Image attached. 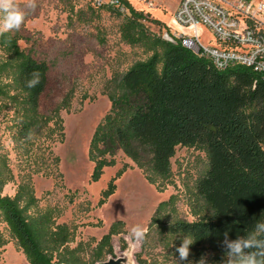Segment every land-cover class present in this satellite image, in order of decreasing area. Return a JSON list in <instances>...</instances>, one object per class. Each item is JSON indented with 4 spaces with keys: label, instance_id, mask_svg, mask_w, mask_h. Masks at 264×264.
Returning <instances> with one entry per match:
<instances>
[{
    "label": "trees",
    "instance_id": "16d2710c",
    "mask_svg": "<svg viewBox=\"0 0 264 264\" xmlns=\"http://www.w3.org/2000/svg\"><path fill=\"white\" fill-rule=\"evenodd\" d=\"M125 6L128 12L122 15L121 38L152 53L114 76L105 87L109 109L89 141V181L97 182L103 170L115 166L116 156L122 154L148 184L161 190L170 182V160L176 147L203 152L207 168L194 184L195 220L167 225L172 237L171 261L167 264H199L202 257L204 264H228V243L247 238L257 223L264 222V82L244 66L213 69L179 40L163 39V28L171 34L158 21L150 20L160 34H150L141 22L144 15L127 2ZM19 39L10 31L0 34V109L11 111L13 140L29 152L41 138V144L47 140L62 142L60 112L69 111L73 91L69 90L48 115L42 114L40 99L48 68L30 51L21 49ZM33 73L39 74V83L28 87ZM48 154L53 175L61 180L59 160L51 152ZM127 168L123 165L107 182L96 207L114 194L115 181ZM13 179L0 160L1 220L27 263L74 264L60 260L72 234L65 225L53 222L51 211L37 209L30 174L19 178L12 196L1 195L3 187ZM166 204L158 205L151 222ZM119 226L123 223L111 224L100 239L97 261L104 254H112L110 239L121 232ZM185 237L194 243L189 245L188 260L179 261L176 248ZM6 242L0 233V250Z\"/></svg>",
    "mask_w": 264,
    "mask_h": 264
},
{
    "label": "rangeland",
    "instance_id": "374dc122",
    "mask_svg": "<svg viewBox=\"0 0 264 264\" xmlns=\"http://www.w3.org/2000/svg\"><path fill=\"white\" fill-rule=\"evenodd\" d=\"M129 1L135 11L144 15L141 22L150 34H160L158 26L150 20L161 23L170 34L188 31L172 16L179 0H152L151 8ZM17 3L24 8V0ZM36 3L35 12L25 9L27 15L21 29L10 32L20 38L21 49L30 51L34 59L47 65L40 111L48 115L69 90L73 91V98L69 111L60 112L62 142L47 140L41 144V138L29 152L13 140L11 111L0 109V160L14 178L3 187L1 195L12 196L19 178L31 175L37 209L51 211L53 222L65 225L72 234L67 248L60 253L62 261L98 264L120 258L123 264H167L171 261L172 243L167 225L195 220L192 216L194 184L207 168L205 154L193 148L176 147L170 160V182L161 190L148 184L140 170L122 154L116 156L115 166L105 168L100 179L91 183L92 164L87 159V149L96 125L109 109L105 87L114 76L134 62L146 59L152 51L140 44L126 43L120 34L123 16L94 10L89 0H36ZM197 32L201 42L213 39L203 26ZM164 33L163 28L161 34ZM48 152L59 160L57 169L61 180L53 175ZM123 165L128 168L115 181L114 194L104 205L96 207L100 191ZM37 169L40 172L33 173ZM163 202L167 204L151 222ZM116 222H122L123 226L110 239L112 254H104L97 261V245ZM136 225L146 229L139 241L130 235ZM0 233L7 241L0 250V264H28L1 216Z\"/></svg>",
    "mask_w": 264,
    "mask_h": 264
},
{
    "label": "built area",
    "instance_id": "2783aa9c",
    "mask_svg": "<svg viewBox=\"0 0 264 264\" xmlns=\"http://www.w3.org/2000/svg\"><path fill=\"white\" fill-rule=\"evenodd\" d=\"M146 8L152 0H134ZM129 0H89L94 10L125 15ZM175 22L188 31L167 33L162 38L181 45L207 60L217 71L244 66L264 82V0H180L173 12ZM205 27L216 45L201 42L197 29Z\"/></svg>",
    "mask_w": 264,
    "mask_h": 264
},
{
    "label": "clouds",
    "instance_id": "9594fccd",
    "mask_svg": "<svg viewBox=\"0 0 264 264\" xmlns=\"http://www.w3.org/2000/svg\"><path fill=\"white\" fill-rule=\"evenodd\" d=\"M36 8V0H24L23 9L17 0H0V34L13 30L19 31L26 19L25 9L35 12ZM32 76L33 78L27 81L28 87H35L39 83V74L33 73ZM145 234L146 229L140 225H136L130 230V235L138 241L142 240ZM261 236H264V222L257 223L247 238H238L236 241L228 243L229 251L226 253L229 257L228 264H264V239H260ZM192 243H194L192 239L185 237L182 244L176 248L179 253V261L188 260L189 245ZM189 264L192 262L189 261ZM199 264H204L203 257Z\"/></svg>",
    "mask_w": 264,
    "mask_h": 264
},
{
    "label": "water",
    "instance_id": "95a60500",
    "mask_svg": "<svg viewBox=\"0 0 264 264\" xmlns=\"http://www.w3.org/2000/svg\"><path fill=\"white\" fill-rule=\"evenodd\" d=\"M122 262H123L122 259L116 258V259H108L107 261L98 264H123Z\"/></svg>",
    "mask_w": 264,
    "mask_h": 264
},
{
    "label": "crops",
    "instance_id": "0c3cea01",
    "mask_svg": "<svg viewBox=\"0 0 264 264\" xmlns=\"http://www.w3.org/2000/svg\"><path fill=\"white\" fill-rule=\"evenodd\" d=\"M179 1H180V0H179ZM179 1H178L177 5H176L175 9L177 8V6H178V4H179ZM175 9H174V11H175ZM174 11H173V12H174ZM172 15H173V14H172ZM202 43H204V44H209V45H216V43H215V41H214L213 39L208 40V41H202Z\"/></svg>",
    "mask_w": 264,
    "mask_h": 264
}]
</instances>
